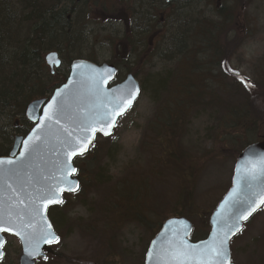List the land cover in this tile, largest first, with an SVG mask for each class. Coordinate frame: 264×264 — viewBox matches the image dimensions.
I'll return each instance as SVG.
<instances>
[{"label":"rangeland","instance_id":"1","mask_svg":"<svg viewBox=\"0 0 264 264\" xmlns=\"http://www.w3.org/2000/svg\"><path fill=\"white\" fill-rule=\"evenodd\" d=\"M180 1L172 0L166 9L162 0L153 1L157 22L160 14L165 21L159 26L162 34L153 40V47L162 46V35L172 27L173 18L179 13L174 14L175 11L182 8L177 6ZM105 2L110 10L115 3ZM88 4L81 2L74 7L70 24L76 26L81 37L75 36L60 46L64 66L74 54L99 63H113L117 55L123 58L118 65V80L131 73L141 87L146 84L147 90L119 119L111 137H98L94 143L99 159L113 148L109 159H104L108 169L102 178L108 183L92 186L82 165V189L75 196L67 195L62 205L50 211L58 235L57 243L51 246L55 256L37 264H143L146 245L164 219L182 214L198 233L207 231L209 215L230 188L234 162L242 145L264 135V0H204L206 18L212 19L228 7L232 19L227 35L232 40L220 45L227 51L222 52L227 59L221 60L226 86L213 79L214 85L202 93V100L188 107L181 119L172 121V127L164 130H160L161 121L155 117L157 105L147 95V79L176 66H170L172 62L168 63L166 58L165 62L151 60V52L146 49L138 53L139 47L134 49L139 55L129 57L131 46L120 40L130 28L129 23L133 24L128 12H124L128 8L134 14L138 12L142 21L147 20L140 37L146 46L152 42L153 33H148V0H122L116 16L103 19L99 18V4ZM140 5L148 10L146 14H140ZM191 9L197 11L199 6L193 2ZM228 14L224 16L228 18ZM140 37L134 36L137 42ZM211 91H216L215 95ZM188 93L195 95L192 90ZM246 95L255 105L246 119H225V106L236 103L235 99L247 98ZM180 98L182 102L186 100L184 94ZM208 98L209 109L204 106ZM224 107L215 116L214 110ZM164 109L162 117L169 110L166 104ZM19 120L13 119L7 128L12 137L18 136L14 130L20 126ZM139 190L143 192L141 196H134ZM245 232L230 243L231 264H264V207L251 219ZM5 242L2 262L18 264L20 243L14 236H6Z\"/></svg>","mask_w":264,"mask_h":264},{"label":"water","instance_id":"2","mask_svg":"<svg viewBox=\"0 0 264 264\" xmlns=\"http://www.w3.org/2000/svg\"><path fill=\"white\" fill-rule=\"evenodd\" d=\"M45 60L49 67L60 66L56 53H49ZM69 71L66 83L55 89L48 101L29 103L25 117L33 125L32 129L24 138L19 136L14 139V145L7 157H0V162H5L0 163V215L5 218V223L20 233L14 235L12 232H0V239L5 241V234L13 235L20 242L22 255L18 264H35V260L45 258L46 252L53 253L48 245L57 240L48 237L49 242H45L44 237L48 233L53 237L57 236L46 217V211L48 207L61 202L46 203L42 197L49 195V188L54 190L59 201H62V193L77 192V172L68 169H75L76 159L88 153L97 134L109 138L119 118L130 110L140 95L138 82L131 75L117 86L108 88L117 74V69L107 63L99 66L85 60H75ZM129 96L133 97L130 104L127 103ZM54 99L57 102L55 105ZM61 108L59 123L55 119H45V112L51 114ZM117 109H121L122 114L115 115ZM90 123L94 124L95 132L85 131ZM104 132L110 134L104 135ZM34 134L39 138L35 139ZM30 138H34V143L29 151L23 142ZM82 144L87 145L83 154L80 153ZM70 145L75 146V155H69L73 151ZM7 161L13 163H6ZM234 165L230 188L208 219L209 234L201 241L190 242L192 223L184 217L169 218L162 223L158 233L149 242L144 264H164V261L170 260L165 249L181 240L188 246H203L212 240L214 234L223 236L222 226L236 223V217L248 206L247 203L241 204L239 201L250 198L258 206L247 219L238 221L240 231L242 230L244 223L263 205L259 203V197L264 194V172L260 171L264 167V138L246 147ZM250 168L256 169L257 179H246L247 169ZM240 231L230 236L229 251L230 241ZM2 248L0 261L4 256Z\"/></svg>","mask_w":264,"mask_h":264},{"label":"trees","instance_id":"3","mask_svg":"<svg viewBox=\"0 0 264 264\" xmlns=\"http://www.w3.org/2000/svg\"><path fill=\"white\" fill-rule=\"evenodd\" d=\"M104 1L106 0H0V156H7L12 146L13 137L7 132L12 120L20 119V126L14 131L18 136H25L32 126L24 118L29 103L40 98H49L52 91L61 86L68 75V64L57 70L54 75H49L46 72L43 58L50 51L60 53L62 50L60 46L69 43L75 36L80 39L81 36L76 32V26L70 24L74 7L79 6L81 2L94 6L99 4L97 8H99L100 19L108 15L115 17L116 11L120 10L121 6L119 5L122 0H114L115 3L111 10L109 7L106 8ZM153 1L148 0V9L150 21L156 22V19L151 20L155 17L156 12ZM193 1L195 0H182L177 3V6L182 8L175 11L174 14L179 13L174 16L172 27L162 35V46L152 47L150 51L151 60L164 61L166 58L168 63L172 62L170 66H176L173 69L164 70L162 75H149L150 79H147V85L149 83L147 95L150 101L157 105L155 117L159 122L161 121L160 130L171 128L172 121L181 119L187 113L188 107L194 106L197 100H202V93L210 91L214 85L213 79L220 80L226 86V80H223V78L226 79L225 71L222 68L224 60L223 62L221 60L225 58L223 53L227 51L220 45L229 44L232 40L227 38L231 31V16L227 13V18L224 16L226 13L222 15L223 12H221L219 15L217 14L219 17L206 18L203 12L192 11ZM170 6L171 3L168 7ZM139 8L141 15L148 11L142 5ZM126 11L128 19L132 20L133 27L129 32L125 34L123 32L124 35L120 40L124 45L128 44L133 47L137 42L134 38L136 35L134 27L138 15L137 12L134 14L128 8L124 10L125 13ZM146 21H142L144 26L148 24ZM145 47L149 49V46L145 45ZM129 54V57L135 58L139 55L134 50ZM81 58L80 55L74 54L69 62ZM145 85L142 87L143 91L147 90H145ZM191 90L195 93L194 97L188 93ZM211 93L215 95L216 91H211ZM183 94L186 99L184 102L180 98ZM207 95L208 93L205 96ZM235 100L236 103L225 106L226 108L228 106V114L225 119L242 121L246 119L248 111L255 105L253 106L249 97ZM208 102L209 98L204 105L207 108ZM165 104L169 110L162 117L165 113ZM225 107L214 110L215 116L225 110ZM185 109L186 112H184ZM171 114L174 118L170 116ZM5 122L7 125L4 124ZM11 126L14 127L15 124ZM252 143L255 142L244 143L241 150ZM98 151L99 149L92 145L87 156L78 159L76 163L79 174L81 166L85 165V170L88 171L87 177L91 178L92 186L108 183L102 178L108 169L106 165L108 163L104 159H109L113 148L110 147L105 152L103 160L99 159ZM92 170H97L96 174ZM80 183L82 189L84 183L81 179ZM142 193L139 190L134 196L139 197ZM51 210H55V208H51ZM51 221L55 227L54 220L51 219ZM160 225L161 223H159ZM206 228L208 230V222ZM192 234L191 240L199 241L207 235V231L198 233L194 228ZM154 235L155 233L151 239ZM0 264L4 263L0 262Z\"/></svg>","mask_w":264,"mask_h":264},{"label":"snow or ice","instance_id":"4","mask_svg":"<svg viewBox=\"0 0 264 264\" xmlns=\"http://www.w3.org/2000/svg\"><path fill=\"white\" fill-rule=\"evenodd\" d=\"M57 95H62V93H57ZM133 97L129 96L127 98V103H131V99ZM57 102L55 99L53 100V105H55ZM50 107H52L50 105ZM62 111L61 109L54 110L51 114L49 112H45L44 116L47 120H53L55 119L56 123H59V114ZM122 114L121 109H117L115 112V115ZM114 119L112 123L114 124ZM91 130L95 132V126L93 123L88 124L85 127V131ZM67 131V129H65ZM109 132H104V135H109ZM71 135V133H69ZM34 138L38 139V136H35ZM34 138H30L29 141H24L26 150L32 149V144L34 143ZM87 139V138H85ZM72 147L73 151L69 153V155H75L76 150L74 145H70ZM87 145L82 144V147L80 149V153L83 154V151H86ZM23 158V157H22ZM5 163V162H0ZM6 163H13V161H7ZM68 171L75 172L76 170L74 168L68 169ZM261 172H264V167H261ZM247 178H250L251 180L257 179V172L255 168L247 169ZM248 187H251V184H248ZM73 190V189H70ZM49 195L42 197L46 203H53V202H62L59 201V198L55 196V192L52 188H49ZM241 204L247 203L248 206L244 209L243 212L239 214L238 217H236L237 222L236 223H226L222 226L221 231L223 232V236H218L217 234L213 235V238L211 241L206 242L203 246H188L184 241H180L178 244L171 245L168 249H165L166 254L170 257V260L164 261V264H230V251L228 248V242L231 235H234L236 232L240 231V224L238 223L241 219H247L248 216L252 214L256 210V207L258 206L255 200H241L239 201ZM259 203L264 204V194H261L259 197ZM10 220V217H9ZM0 232H12L14 235H20L18 231L11 228L9 224L5 223V218L0 215ZM48 237H51L52 239L58 240L57 237H53L51 233H48L46 237H44L45 242H49ZM4 241L0 239V248L3 247ZM0 256H2V253H0ZM161 260L163 258H160Z\"/></svg>","mask_w":264,"mask_h":264},{"label":"flooded vegetation","instance_id":"5","mask_svg":"<svg viewBox=\"0 0 264 264\" xmlns=\"http://www.w3.org/2000/svg\"><path fill=\"white\" fill-rule=\"evenodd\" d=\"M153 1V0H152ZM166 5V4H165ZM137 15H138V12H137ZM156 18L154 17V18H151V20H155ZM165 21H164V17H163V15L162 14H160V16H159V18H158V22H157V20H156V24L158 25V26H160V24L162 25V23H164ZM128 23H129V21H128ZM136 24L137 25H139V32H138V36L140 37H143L142 36V34H141V30L143 29V22H142V20L139 18V16L137 17V20H136ZM129 27L130 28H128L127 30H126V33L127 32H129V30L133 27V24H130L129 23ZM160 35V33L158 32V31H155V32H153V34H152V36H151V39H152V42L149 44V47L150 46H154V44H152L153 43V40H155V39H157L158 38V36ZM141 37H140V40H138V42H136L134 45L135 46H133V47H131V49H130V51H133L136 47H138L139 46V48H140V50H139V52L138 53H140L141 51H144V48H145V45H144V39L142 40L141 39ZM57 54H58V59L60 60V62H61V65L63 64V62H64V60L63 59H61V56H60V53L59 52H57ZM123 58H117V55L115 56V58H114V62H113V64L116 66V67H118V65H119V63H120V61L122 60ZM107 63H111L112 64V62H109V61H106ZM100 64H103V63H100ZM112 64V65H113ZM46 70H47V72H49V73H51V74H55L56 73V71L58 70V69H54V68H48L47 66H46ZM118 80V79H117ZM119 82V81H118ZM118 82H116L115 84H118ZM251 222V221H250ZM249 222V223H250ZM248 223V224H249ZM246 227H247V225L246 226H244V228H243V230L241 231V233L239 234V236L238 237H241L243 234H245L246 232H245V230H246ZM55 256V254L53 255V257Z\"/></svg>","mask_w":264,"mask_h":264},{"label":"bare ground","instance_id":"6","mask_svg":"<svg viewBox=\"0 0 264 264\" xmlns=\"http://www.w3.org/2000/svg\"><path fill=\"white\" fill-rule=\"evenodd\" d=\"M194 2V4H195V6H199V12H203V7L205 6V4H204V0H195V1H193ZM202 4H204V5H202ZM226 10L225 11H223V13H226L227 14V10L229 9L228 7L227 8H225ZM215 17H219V16H215ZM151 22V26L149 27V30H148V33L149 32H155V31H159V26L156 24V22H154V21H150ZM173 23H174V21H173ZM173 25V24H172ZM170 29V28H169ZM168 29V30H169ZM138 32H139V25L137 26V24H135V27H134V34H136V36H138L139 34H138ZM118 34V33H117ZM159 228H160V226L158 227V229H157V231L156 232H158V230H159ZM155 232V233H156Z\"/></svg>","mask_w":264,"mask_h":264}]
</instances>
